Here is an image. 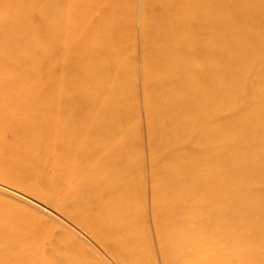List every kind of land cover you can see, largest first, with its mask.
<instances>
[{
	"label": "bare ground",
	"instance_id": "6f19581e",
	"mask_svg": "<svg viewBox=\"0 0 264 264\" xmlns=\"http://www.w3.org/2000/svg\"><path fill=\"white\" fill-rule=\"evenodd\" d=\"M138 1L31 0L35 28L0 0V166L21 167L27 184L43 181L40 191L81 233L43 232L45 244H33L36 234L9 230L7 214H23L0 201V264H102L89 239L116 264H154L135 133L139 84L163 263L264 264V0H142L150 50L142 82L125 43ZM10 19L24 23L10 28ZM58 53L67 71L53 75ZM21 151L38 164H22Z\"/></svg>",
	"mask_w": 264,
	"mask_h": 264
},
{
	"label": "rangeland",
	"instance_id": "374dc122",
	"mask_svg": "<svg viewBox=\"0 0 264 264\" xmlns=\"http://www.w3.org/2000/svg\"><path fill=\"white\" fill-rule=\"evenodd\" d=\"M9 1H11L12 9L15 8L17 16H21V19L26 18L24 21H26L28 23V25H30L29 24V22H30L31 23L30 27L36 28L38 26L36 24L39 21V17H37V16L33 17L32 16L31 18L30 17L27 18V16H28V13L26 10L27 4L31 0H9ZM144 6H145L144 2L142 0H139L138 4H137L136 11H135V15L133 16L134 29H135L134 34L129 36L125 40V43L127 46L135 48V54L133 56V74L136 77H138L139 78L138 80L141 82H142L143 76H144L143 60H144L145 56L150 54L149 47L145 46L146 43L144 44V42H143L144 41V38H143L144 28H143L142 15L144 12ZM42 13H44V12H42ZM21 21L24 23L23 20H18V21H16V25L20 24ZM7 22H9V23H7L6 25L10 26V28H12L13 26H16L14 21L11 19ZM124 31H125V29L122 28L121 32L123 33ZM137 33H138V36H137ZM15 34H18L19 36H21L23 34V32H21L17 29L16 33L14 32V35H12L8 39V41L11 38H14ZM31 44H34V43H31ZM41 44H43V41H41ZM41 44L36 42L33 46V52L35 54L40 53V54L44 55V58H45V56L47 55V51L41 49ZM53 59L55 60L57 65H56V67H54L51 70V73L53 75H60L62 73H65L67 71V66H66V63L64 60L65 59L64 54L58 53L55 57L53 56ZM38 67H39V65H38ZM43 68H41V70H43ZM47 70H49L48 66H46L44 68V71L47 72ZM247 78H249V76H247ZM243 87L251 88V89H254V88L257 89V87L253 86V84L250 85L248 82H245L243 84ZM140 91H142V93ZM145 91H146L145 87L142 86V84H139L137 86L136 94L134 95V98H133V105H134V110L136 111V122H137V127L135 128V133H136L137 139L140 143V151H141L140 158L138 160V168L140 169V173H141L140 179L142 181L141 186H142V191H143V211H144L143 224L146 227V229L148 230V244L151 248V256L153 258L154 264H164L162 261V254H161L162 253L161 252L162 245L160 243L159 237H158L157 232H156V224H155V217H154V211H155L154 199H155L156 194H157L156 193L157 191H156L155 186H154V182L159 178V176L156 174V172H154V170H152L154 160H153V157L151 155V147H150V142H149L148 113H147V109H146L145 102H144V95L146 93ZM106 107L111 112H114L116 117H118V120H120L119 123L122 126L127 127L130 125L128 123L129 121H127L126 118L124 119V117L119 115V113L116 111V109H117L116 106L112 105V106H106ZM15 151L16 150H14V152ZM22 153H23L22 159L24 158V155H25L24 161L26 160L25 161L26 163L24 161H22V164L24 163V165H26L27 162L32 163V160L34 161V163H33L34 165L38 164L37 159L34 160V157H32L33 155L32 156L29 155L30 158L28 157L29 152H27L28 154L26 153V151H24ZM5 154H6V152H4V154L2 156H4ZM7 154H9V152ZM45 164L47 165L49 163L48 162H46V163L40 162L39 163L40 168H38V171L39 172L41 170L43 171V172L41 171V173H40L42 177L46 176L47 174L48 175L50 174L49 166L47 165L48 167L46 168ZM116 165L120 167V166H123V163L117 162ZM28 166H30V165H28ZM0 168H1V170H3V173H2V171H0V201L6 202L8 204V210L10 211V213H13L15 211H17V212L20 211L21 214H23V216H22L23 219H18V220L15 219L13 221H11V218H15V217L13 215L7 214L10 216L9 217L10 218L9 230L11 232L13 230L14 235L30 237V236L36 234L33 238H31L32 243L36 244V245H38L40 243L45 244L46 241L43 239L41 241V239H40V236L41 235L43 236L44 233L52 232L53 236H58L57 235L58 232L55 233L58 229H59L58 230L59 232H61V230H64L62 232H64L67 235L69 234V236L71 235L75 239H77L79 236H81L80 235L81 233H79L77 231V229L71 224V222L68 219L64 218L65 215L63 216V213L65 212V210L64 209L59 210V207L56 206V204H55L56 202L54 203V200H52V198H50L51 196L47 194L46 190L41 189V191H40V188L43 187V181H39V184L35 183V185L32 183H31L32 185L27 184L29 182H25V179L23 178L24 177L23 170L20 169L21 167L18 166L17 168L12 169V170H10L8 168L6 169L5 167H4L5 169H3L2 166H0ZM47 170L49 171V173L47 172ZM45 171L47 172L46 175H45V173H46ZM1 174H4V175H1ZM7 174H9L8 177L9 176L11 177L12 175H13V177L15 176V180L12 177H11L13 179L12 181H11V179L9 180L10 177L6 178L5 176ZM22 179H24L23 181L25 182L26 185H24V182L22 185H21V183H19V182H21ZM17 180H19V181H17ZM26 181H28V180H26ZM16 182H18V183H16ZM28 185L30 188L25 189L28 187ZM24 186H27V187H24ZM32 186H34V188ZM31 187L33 190L37 191L36 194H35V191H33L31 189ZM33 194H35V195H33ZM38 195H40V196H38ZM45 196H49V197L45 198ZM48 199H50V201ZM48 204L53 208H51ZM54 206H56L58 208L56 209V207H54ZM46 208L48 210H46ZM58 210H59V212H58ZM33 216H34V218H33ZM37 216L38 217L40 216V217L38 218ZM2 220H4V219H2V217H1L0 222ZM44 221H45V223H47V221H48V224H46V227H45ZM49 223H50V225H51V223H53L52 226L56 225V228L54 229L55 226L49 228V226H50ZM59 226H61L63 229ZM33 227H35V228H33ZM44 228L45 229L47 228V229L44 230ZM29 229H30V231H29ZM49 230H51V231H49ZM74 232H76V233H74ZM76 236H78V237H76ZM87 242L88 243H84L85 246L88 248L89 251H91L93 253L97 252L99 254V256H97V258H99L98 260H100L102 264H116V262L111 257H109L105 253H103L95 245V243H93L90 239Z\"/></svg>",
	"mask_w": 264,
	"mask_h": 264
}]
</instances>
